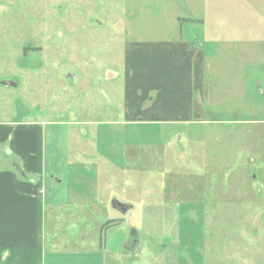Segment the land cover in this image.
Listing matches in <instances>:
<instances>
[{
    "label": "rangeland",
    "instance_id": "1",
    "mask_svg": "<svg viewBox=\"0 0 264 264\" xmlns=\"http://www.w3.org/2000/svg\"><path fill=\"white\" fill-rule=\"evenodd\" d=\"M181 38L204 52L202 88L184 110L148 109L129 47L142 62L139 45ZM6 123L43 127L39 194L114 217L100 240L121 264H264V0H0ZM57 211L46 263L84 262Z\"/></svg>",
    "mask_w": 264,
    "mask_h": 264
},
{
    "label": "crops",
    "instance_id": "2",
    "mask_svg": "<svg viewBox=\"0 0 264 264\" xmlns=\"http://www.w3.org/2000/svg\"><path fill=\"white\" fill-rule=\"evenodd\" d=\"M221 18L223 15L215 13L213 17L211 15L206 19ZM241 18L244 19V17ZM233 20L234 17L229 24L231 28H233ZM220 23L221 20L212 26L217 28L221 25ZM241 27L245 29L243 22ZM221 28L227 30L228 25ZM129 48L126 55L127 83L133 87L142 86L148 93L155 91L154 101L149 104L148 109L157 105L162 113L184 110V100L191 99L192 93H197V89L201 90L204 52L195 45L193 48L191 43L182 38L178 41L146 42L139 45L145 53L142 56L144 57L142 62L137 61L140 59V56L136 54L138 50L133 46ZM188 94L191 98L187 96ZM200 105V103L196 104L197 107ZM148 109L146 107L145 110ZM9 154L15 155L16 158L12 160L8 157ZM46 164L41 125L38 123L0 124V264H49L46 263L43 254L44 225L52 216L53 222L62 220V214H59L57 209L64 206L68 212L65 218L68 225L66 228L71 229L69 239L89 245V249L79 247L77 251L71 252L83 258L84 262L79 264H89L87 259H90L91 255L97 256L100 260L95 264H121L120 252L118 257L116 254H108L110 251L108 248H114L111 237L108 244L105 239L102 243L100 240L105 223L114 217L102 218V215H99L100 212L90 216L89 207H83V203L82 206H76L74 203L61 205L56 203V196L50 197L49 192L43 196L39 194V191H44L46 184L43 176ZM81 207L83 209L79 214L78 210ZM47 211L52 214L48 219ZM102 214L105 215L104 211ZM90 228L94 230V238L91 241L92 251H90ZM97 230H99L98 235ZM98 248L103 249L101 256L95 252ZM52 261L50 264H55L54 260Z\"/></svg>",
    "mask_w": 264,
    "mask_h": 264
},
{
    "label": "water",
    "instance_id": "3",
    "mask_svg": "<svg viewBox=\"0 0 264 264\" xmlns=\"http://www.w3.org/2000/svg\"><path fill=\"white\" fill-rule=\"evenodd\" d=\"M127 213L129 214V211H127Z\"/></svg>",
    "mask_w": 264,
    "mask_h": 264
}]
</instances>
